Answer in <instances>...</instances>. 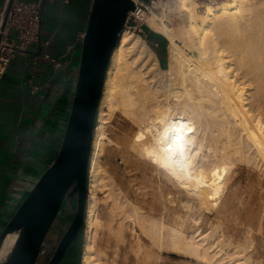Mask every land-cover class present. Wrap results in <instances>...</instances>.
<instances>
[{"label": "bare ground", "instance_id": "6f19581e", "mask_svg": "<svg viewBox=\"0 0 264 264\" xmlns=\"http://www.w3.org/2000/svg\"><path fill=\"white\" fill-rule=\"evenodd\" d=\"M163 5L179 16L175 28L166 15L150 14L152 5L145 20L169 41L166 69L149 43L127 28L112 54L94 131L82 264H121L125 244L104 256L95 243L102 187H109L111 210L123 208V221L130 218L140 229L132 264H154L156 246L205 264H226L238 255L230 232L214 221L205 231L186 226L212 216L228 219L223 209L236 205L234 184L245 168L250 264H264V0H160L157 6ZM116 112L135 129L129 149L156 171L151 204L147 198L137 204L102 176L106 128ZM157 194L164 198L159 216Z\"/></svg>", "mask_w": 264, "mask_h": 264}, {"label": "crops", "instance_id": "0c3cea01", "mask_svg": "<svg viewBox=\"0 0 264 264\" xmlns=\"http://www.w3.org/2000/svg\"><path fill=\"white\" fill-rule=\"evenodd\" d=\"M8 1L0 0V6ZM19 1H40L42 11L39 42L17 54L0 81V226L29 190L30 180L55 159L60 148L78 73L75 45L87 28L94 3ZM149 38L151 44L164 45L165 40L155 34ZM158 57L161 64L163 55ZM50 58L63 63L56 68ZM69 252L76 250L71 247Z\"/></svg>", "mask_w": 264, "mask_h": 264}, {"label": "water", "instance_id": "95a60500", "mask_svg": "<svg viewBox=\"0 0 264 264\" xmlns=\"http://www.w3.org/2000/svg\"><path fill=\"white\" fill-rule=\"evenodd\" d=\"M134 9V0H94L87 28L75 45L78 73L60 148L55 159L30 180L29 190L0 226V264H38L54 221L64 216L72 198L75 215L47 264H60L84 226L100 102L112 54Z\"/></svg>", "mask_w": 264, "mask_h": 264}, {"label": "rangeland", "instance_id": "374dc122", "mask_svg": "<svg viewBox=\"0 0 264 264\" xmlns=\"http://www.w3.org/2000/svg\"><path fill=\"white\" fill-rule=\"evenodd\" d=\"M173 12L174 11H170L168 8L164 9V5H163V6H153L151 8L150 14L159 15L162 13L163 15H166L169 18L170 26L175 28L177 24L180 23V18L176 12L174 13ZM125 28L143 37L149 43L151 49L155 51L157 55L162 54L163 60H161L162 62L161 67L164 69L168 67L169 59H170L169 58V41L165 35L155 32L148 25L143 26V31H144L143 34L140 33L138 30H133L128 27H125ZM154 32L155 34H157V36L165 40L163 46L160 47V46H156L155 44H151L148 38H149V34L154 35ZM173 77L174 75L165 76V78H173ZM97 123H98V117H97L96 124ZM134 133H135V129L133 127V124H131V122L127 120V118L123 116L120 112H116L113 115L112 119L110 120V123L108 124L106 128L107 137L105 138V140L106 139L107 140L104 143L105 145L104 151L102 152L101 158H100L101 163H102V172H104L102 176L105 177L104 180L108 179L106 181H115L118 189H120L124 195H128L130 199L134 200L135 202L138 201L139 203H141L143 202V199L147 198L146 200L149 201V204H151V202L153 201V191H152L153 189L152 188H153V185H155L153 181L156 175V171L153 168H151L148 164L143 163V161H141L140 158L136 157L135 153H133L129 149L130 139H132ZM248 176L249 175L247 174L246 168L243 169L238 179L236 180V183L234 184V188L237 189L236 205L229 209L227 208L223 209V213L227 215L228 219H225L224 221V218L217 219L214 216H212V219H210L209 221L205 223H202L201 225H197L190 220L191 222L188 221V224L186 226L187 229H189L188 227L189 224H190V229L200 226L201 230L205 231L209 227L210 222L214 221L215 223L218 222V225H220V227L223 230H225V232H230L229 237L233 240L234 244L236 241L235 248H236V253L238 255L233 256V252H235V249L233 248L234 251L232 250V256L234 260L230 259L231 258L230 256L229 259L231 261L228 260V258H226L228 261V262L225 261L226 264H238L239 259L241 261L246 260L248 264H250V244H249L250 237L248 238V235L250 236L249 234L250 233L249 231L250 229L249 228L250 227V219H249V216H250V176L249 177ZM102 180L103 179H101V181ZM106 181H102L101 183L104 184ZM88 188H89V175H88ZM102 189L104 190L101 191ZM105 189L106 188L102 187L100 190V195H99V199H100L99 208H98L99 224H97L96 229H95L96 246L99 249V251H101V253H103V255L106 256V253L108 255H114L116 253V251L118 250L117 244H120V245L125 244L126 246L124 245L125 247L123 246L122 249L119 250L118 258L121 264H126V263L132 264L135 262V259L133 258L134 256L133 253L135 252L134 248L138 244L139 241H142L138 239L139 236L141 235L140 229L138 228L136 224H134V222H132V219L130 220V218H126L125 221H123L124 218L122 216L120 217V215L123 213L122 212L123 208L115 209L114 212L113 210H111L112 200L107 195L109 192L108 191L109 187L108 189L106 190ZM256 197H258V195ZM163 199L164 198L161 197V195L159 194L156 195V201L159 205V208L157 209V216L161 214V208L163 206V201H164ZM87 202H88V198H87ZM138 202L137 204H139ZM73 209L75 210V208ZM119 210H121L120 213H119ZM61 218L63 217H58L57 219H61ZM126 220H127V224L125 223ZM121 221L123 223V227H122V230L120 231L118 226L121 224ZM243 224L244 226H246V229L244 228ZM85 226L86 225H84L82 232L81 233L79 232V237H78V250H79L80 257H82V249L86 241V227ZM246 237L248 238V240ZM137 240L139 241L137 242ZM133 243L134 244L136 243V244L134 245ZM132 245L134 248L132 247ZM246 245H248L247 249L244 250V247L246 248ZM156 247L154 248L155 250H153L155 251L154 252L155 256L153 258L154 264H205V262L199 261L195 258L185 257L179 253H172V252H168L164 250L161 251L159 250L158 247H157L158 249ZM240 250L241 252L243 250V252L241 253ZM127 255H131V256L133 255L132 256L133 259H130V258L127 259ZM125 256H126V259H125ZM141 263L145 264L143 261H141ZM79 264H82L81 260Z\"/></svg>", "mask_w": 264, "mask_h": 264}, {"label": "built area", "instance_id": "2783aa9c", "mask_svg": "<svg viewBox=\"0 0 264 264\" xmlns=\"http://www.w3.org/2000/svg\"><path fill=\"white\" fill-rule=\"evenodd\" d=\"M135 9L130 12L125 27L144 33L147 25L145 15L148 6H157L160 0H134ZM200 4L217 3L221 0H197ZM9 1L0 6V81L11 61L17 54L24 53L30 45L39 42L42 3L22 2L13 0L8 9ZM168 11V10H167ZM49 58V55H47ZM54 67L58 68L63 61L50 58Z\"/></svg>", "mask_w": 264, "mask_h": 264}, {"label": "flooded vegetation", "instance_id": "af4514ba", "mask_svg": "<svg viewBox=\"0 0 264 264\" xmlns=\"http://www.w3.org/2000/svg\"><path fill=\"white\" fill-rule=\"evenodd\" d=\"M73 199H71L70 203L65 207V214L63 218L56 219L45 239V244L42 247L43 253L39 257L38 264H47L49 257L53 254L55 251L61 237L65 233L66 229L68 228L70 222L72 221L75 211L72 207ZM78 244V236L74 239V243H72L71 247H73L74 250L77 248ZM70 247V248H71ZM69 248V249H70ZM69 249L63 256L60 264H77V252H69ZM77 251V250H76ZM70 260V261H69ZM71 262V263H70Z\"/></svg>", "mask_w": 264, "mask_h": 264}, {"label": "trees", "instance_id": "16d2710c", "mask_svg": "<svg viewBox=\"0 0 264 264\" xmlns=\"http://www.w3.org/2000/svg\"><path fill=\"white\" fill-rule=\"evenodd\" d=\"M153 33V32H152ZM154 34H155V32H154ZM155 35H157V34H155ZM149 40H150V38H148ZM86 208H87V206H86ZM85 225V224H84ZM84 227V226H83ZM83 227H82V229H81V231H80V233L82 232V230H83ZM78 237H79V234H78ZM76 254H77V264H79V262H80V260H81V257H80V254H79V250H78V244H77V248H76Z\"/></svg>", "mask_w": 264, "mask_h": 264}]
</instances>
